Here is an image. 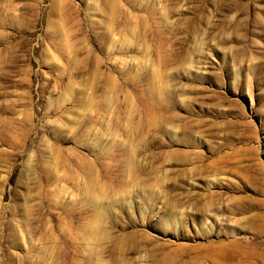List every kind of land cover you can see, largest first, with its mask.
Wrapping results in <instances>:
<instances>
[{"label":"rangeland","instance_id":"1","mask_svg":"<svg viewBox=\"0 0 264 264\" xmlns=\"http://www.w3.org/2000/svg\"><path fill=\"white\" fill-rule=\"evenodd\" d=\"M0 264H264V0H0Z\"/></svg>","mask_w":264,"mask_h":264}]
</instances>
